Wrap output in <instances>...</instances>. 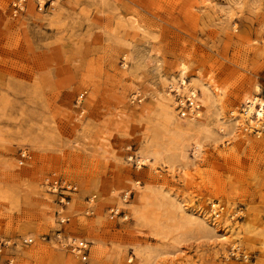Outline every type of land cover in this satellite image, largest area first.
I'll list each match as a JSON object with an SVG mask.
<instances>
[{
  "label": "rangeland",
  "instance_id": "374dc122",
  "mask_svg": "<svg viewBox=\"0 0 264 264\" xmlns=\"http://www.w3.org/2000/svg\"><path fill=\"white\" fill-rule=\"evenodd\" d=\"M11 1L0 264H264V117L246 114L264 100V0H54L22 17ZM189 93L199 117L182 116ZM58 179L77 186L66 203Z\"/></svg>",
  "mask_w": 264,
  "mask_h": 264
},
{
  "label": "built area",
  "instance_id": "2783aa9c",
  "mask_svg": "<svg viewBox=\"0 0 264 264\" xmlns=\"http://www.w3.org/2000/svg\"><path fill=\"white\" fill-rule=\"evenodd\" d=\"M54 0H12L10 3L11 12L15 17L26 16L29 10H34L37 13H45L50 11L53 8ZM179 106L183 110L182 116H191L199 117L201 106L197 101L196 95L194 93H189L185 99H180ZM190 114V115H189ZM23 158L28 157L27 151H22L21 153ZM50 189H53L55 192L61 191V203H66L70 194L77 193V186L65 181V180H55L48 183ZM127 199V198H126ZM121 211L116 208L110 210L111 217L120 215ZM127 218V215L124 213V219ZM59 243L62 246L69 249L74 255L80 258L83 262H87L91 255L92 244L88 241H84L79 238L69 237L62 239L61 234L58 235ZM25 243H32L33 240H24ZM247 257V256H244ZM133 259H130L129 262L132 263Z\"/></svg>",
  "mask_w": 264,
  "mask_h": 264
},
{
  "label": "bare ground",
  "instance_id": "6f19581e",
  "mask_svg": "<svg viewBox=\"0 0 264 264\" xmlns=\"http://www.w3.org/2000/svg\"><path fill=\"white\" fill-rule=\"evenodd\" d=\"M247 101H249V103L251 104V106L249 105L250 107L248 106L247 109H246V114L248 115L247 119H248V117H250V115L255 114L256 118H257V121L260 120V119L262 120L263 117H264V100H259V99H257L255 97V98H252V99L248 98ZM257 103H260V106H261L259 110L255 109V105ZM250 122L252 123L253 121L250 120Z\"/></svg>",
  "mask_w": 264,
  "mask_h": 264
}]
</instances>
